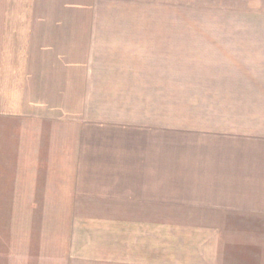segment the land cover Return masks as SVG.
<instances>
[{
    "label": "rangeland",
    "instance_id": "1",
    "mask_svg": "<svg viewBox=\"0 0 264 264\" xmlns=\"http://www.w3.org/2000/svg\"><path fill=\"white\" fill-rule=\"evenodd\" d=\"M88 2L0 0V13L7 23H32L37 60L42 51L60 56L59 47L69 59L67 79L54 86L63 84L72 104L36 118L33 150L66 154L70 167L87 168L78 175L85 195L93 189L91 196L103 197L110 178L116 202L109 209L92 197L82 208L0 207V243L27 246L34 231L56 232L43 223L27 231L25 220V231L19 224L13 235V217L74 215L75 230L101 232L99 219L108 215L112 230L132 233L134 264H264V0H167L168 7L148 9L156 6ZM59 27L75 30L64 33L62 46ZM24 118L20 129L7 118L0 124V151H32Z\"/></svg>",
    "mask_w": 264,
    "mask_h": 264
},
{
    "label": "crops",
    "instance_id": "2",
    "mask_svg": "<svg viewBox=\"0 0 264 264\" xmlns=\"http://www.w3.org/2000/svg\"><path fill=\"white\" fill-rule=\"evenodd\" d=\"M87 1L91 7L95 5L93 3L95 0ZM140 1H151L147 6H156L145 7L146 9L158 8L159 6L164 8L165 4H168L166 3L167 0H130L132 3L127 6L129 9L137 8L136 6L139 5ZM92 13L95 14V12ZM129 14L133 13L130 11ZM143 14L147 13L143 12ZM4 15V13H0V124H4V120L7 118L12 122L13 128L20 129V119L24 116V120H27L29 125L32 123V137H30L32 138V151H0V162H2L0 163V186H3L0 188V194L9 193L7 195L9 199H0V201L10 202L7 204L0 203V207L82 208L86 205L81 202L92 197L94 202H104V204L99 203V205L96 203V207L109 209L112 206L111 203L114 200L116 202L115 195L114 200L110 197L109 188L112 185L110 178H105V186L102 190L100 189L104 194L103 197L97 191L98 198L95 197L93 189L91 193L88 192L85 195L84 178L79 180L78 175L80 174L79 171L81 172L83 169L85 175L87 168L70 167V157L66 154L58 155V153L44 150H33L36 143L39 142V140L36 142L37 132L33 129V125L38 120L36 118L47 117L49 112L56 111H50L49 106L59 108L58 111L60 112L56 113L58 116L63 111L68 112L70 104H72L64 98L68 93L66 89L61 87L63 84L57 89L54 86V80L61 81L66 77L67 69L64 67L69 63V59L64 56L67 53H62L59 47V51L57 50L56 53L60 56L54 52L42 51L43 55L38 57L40 60H37L39 51L32 54V23H7L6 18H3ZM56 31L61 46L64 41L66 42L64 33L75 32L68 27L63 29L59 27ZM72 58L73 64L78 65L83 62V58ZM77 68L74 67L71 70V74L74 75L73 81H77L76 88L79 85L78 81L83 77L82 67L77 66ZM75 70H78L77 75L74 73ZM53 97L56 98L52 102ZM70 100L72 101V98ZM72 102L74 103V101ZM25 112L27 115H22ZM15 120L19 123H16ZM40 122L42 121L40 120ZM15 140L18 143L22 141ZM250 147L251 145L247 149ZM78 154L76 161L79 158ZM72 159L75 160V158ZM24 160L32 161L29 168H24ZM63 160L64 164L59 163ZM92 170L90 168V171ZM110 172L111 169L104 170V174H110ZM93 182L98 183V180H93ZM47 218L49 220L36 222L41 220L40 216L13 217L10 221L16 227L13 235H16L19 224L23 226L21 231H25L23 225L25 220H29L27 231L32 232V224L43 223L54 225L53 228L56 232L50 231L46 233L45 237H42V233L34 231L32 244L29 242L26 246L25 242L21 247L16 245V240L7 238L3 243H0V264H134L132 233L112 230L110 226L113 224L111 216L100 217L99 221L105 223L106 226V230L101 232L85 231V225H81V230H75L76 226L72 219L74 215L69 217L61 214L59 217ZM2 220L5 219H0V224H2ZM96 220V223H99L98 216ZM2 229L5 230V227L1 225L0 234L4 235ZM37 235L40 238H35Z\"/></svg>",
    "mask_w": 264,
    "mask_h": 264
}]
</instances>
